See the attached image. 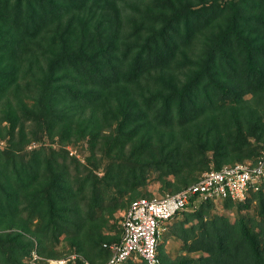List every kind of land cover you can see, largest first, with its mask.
Returning <instances> with one entry per match:
<instances>
[{
	"label": "trees",
	"instance_id": "trees-1",
	"mask_svg": "<svg viewBox=\"0 0 264 264\" xmlns=\"http://www.w3.org/2000/svg\"><path fill=\"white\" fill-rule=\"evenodd\" d=\"M130 1L0 0L1 83L6 82L4 86L15 97L25 86H31L39 93L40 98L33 105L35 108L27 110L37 117V122L42 119L45 107L59 96L58 101L66 105L71 98L82 97L84 89L86 95H97L100 108L107 109L118 122L106 139L105 155L111 161L101 180L120 193H129L146 185L151 168L157 173L156 179L171 188L168 192L172 193L195 182L201 175L198 172L210 169L206 164L211 159L215 169L234 159L237 161L231 164L254 161L264 144V116L255 111L243 95L264 88V0H182L181 6L173 5L171 11L152 8L148 5L149 0H135L133 4ZM137 14L140 15L138 23ZM125 16L126 27H123L121 20ZM218 21H222V28L206 39L207 26L216 28ZM201 43L206 47L203 52L197 49ZM14 55L16 60L11 58ZM31 62L38 66L32 68ZM31 69L34 71L30 79L26 71ZM142 76L150 78L144 86L146 94L142 87L115 98L107 94L108 89H113L112 85L119 88L136 85ZM81 79L87 86L78 87ZM95 86L97 89L101 86V89L94 90ZM199 86L210 89L213 97L220 93L217 99L232 101L238 107L224 121L215 117L205 132H200L194 139L192 129L187 125L192 114L199 111V96H206L204 92L199 93ZM128 94L130 98L127 99ZM143 97H148L149 104H157L154 117L160 123L177 121L174 126L181 127L179 140L170 146L154 137H143L124 156L125 145L134 139L137 128L141 127L129 128V125L142 116L138 107L145 108L146 105L140 103ZM245 107L249 114L244 116ZM21 108L28 107L23 104ZM62 110L66 111V107ZM7 113L10 124L8 128L0 125V129L10 133L8 139L12 141L14 122L19 115L13 110ZM65 130L66 126L61 133ZM97 133L92 136L96 138ZM24 141L25 134L21 131L14 142L22 144ZM93 146L94 142L91 149ZM12 148L9 145L4 150L8 158L15 156ZM32 152L29 166L23 165L16 173L6 172L10 180L0 177V207L24 197L33 212L46 210V226L52 232L49 235L35 232L37 242L20 230L4 232V236L0 234V264H23L24 258H32L34 246L39 255H53L44 249L46 239L64 232L73 219L79 218L76 221L82 224L87 217L93 220L91 212L101 203L99 198L89 201L90 213H81L74 200L77 194L69 185V164L65 156L56 161L54 155H60L53 151L54 155L37 162V154H43L40 149ZM44 175L47 181L40 183ZM81 183L80 187H85V182ZM263 188L264 183L260 189L251 190L243 201H220L224 207L236 205L241 211L256 198V216L245 218L239 214L230 220L223 214L212 213L215 203L211 200L200 201L194 210L181 211L183 218L175 222L171 231L182 242L186 253L170 260L160 257L158 250L161 263L264 264ZM142 196L151 197H130L125 207ZM166 229L168 222L164 231ZM78 238V234L73 235L71 242L77 245V252L84 251L92 264H100L110 257V250L104 246L89 254V249L84 247L87 239L79 243L75 241ZM119 239L109 238L106 243ZM97 242L92 243L96 245ZM192 252L196 256L188 255ZM95 258H99L96 263ZM136 262L127 259L121 264ZM74 264L85 262L76 258Z\"/></svg>",
	"mask_w": 264,
	"mask_h": 264
},
{
	"label": "rangeland",
	"instance_id": "rangeland-1",
	"mask_svg": "<svg viewBox=\"0 0 264 264\" xmlns=\"http://www.w3.org/2000/svg\"><path fill=\"white\" fill-rule=\"evenodd\" d=\"M142 1L147 2L148 0ZM181 1L182 0H167L164 2L163 0H149L148 5L152 8H158L160 11H163L164 9L171 11L173 5L181 6ZM130 2L133 4L135 0H131ZM182 2H185V0ZM77 13L80 14V12ZM138 16L140 15L137 14L135 17L137 23L140 22ZM220 18L224 19V16L221 15ZM121 24L123 27H126V16L121 20ZM222 26V21L217 22L216 28L208 25L205 38L208 39L213 36L219 28H222ZM197 47L199 52L205 51L206 48L204 43H201V46L198 45ZM45 54L48 55L47 53ZM11 58L12 60H16L15 55ZM21 66L23 67V65ZM27 66L29 67V65ZM31 66L32 68H36L38 65L32 64L31 62ZM32 71L34 70L31 69L26 71L28 73L27 76H29L30 79L32 78ZM149 79L150 78H145L144 76L140 77L137 80L138 86H136L137 84L124 87L121 85L119 88L117 85H112L114 86L113 89H108L109 91L107 94L110 97L114 96L113 98H115V96L120 94L123 95L125 92L128 93L131 89L133 90L134 88L141 87L146 94L147 92L144 86ZM2 81L3 80H1L0 83ZM78 82H81V86L77 83V85H79L78 87L87 86L84 79H81V81ZM157 82L158 79H156V83ZM5 83L6 82L1 83L0 86V125L8 128L10 124V119L7 118L8 111H18L19 116L17 121L14 122V140L9 141L8 138L10 133H5L6 130L0 129V177L3 180H7V178L10 180V175L6 176L8 175L6 172L13 171L16 173V171H19L23 165L29 166V161L30 159L32 160V156L34 155L32 152L34 149H40L43 154H37V162L44 161L46 157L49 158L54 155L52 154L53 151H56L60 156L54 155L55 160L61 161L62 156H65V159L69 164L67 177L72 192L77 194L74 200L78 202V208L81 210V213L88 211L89 201H94L98 198L101 199L100 205L91 212V216L94 217L93 220L87 217L85 224H82L81 221H76V219L80 220L79 218L73 219V223H71L64 232L60 233L55 238L50 237L48 240L46 239L44 249L45 251H51L53 255H39L36 250L37 246H34L31 254L32 252H35L38 258L33 260L32 258L26 257L23 259V264H48L49 259H69V264H74L76 258H80L84 262L88 261L92 264V261L88 259L84 251L77 252V245L71 242L73 235H79V238L75 240L79 243L87 239L84 247L89 249V254H92L94 253L93 250L96 251L99 246L103 247L102 244L104 242L106 243L109 238L115 239L120 237L122 214L130 197L139 195H164L170 193L168 191L171 188L165 187L163 183L156 179L157 173L156 171H153L152 168L148 172L149 181L147 184L140 186L135 191L129 193H120L101 180V177L104 175L108 166L107 164L111 161L110 157L105 155V151L108 147L106 139H108V134L117 126L118 122L109 114L107 109L100 108L101 106H99L100 103L99 99H97V95H86L87 92L85 93L84 89L82 97H76L78 100L71 98L70 101L65 102L66 105H63L62 102L58 101L60 99L59 96L53 104L49 105L48 108L45 107L42 112V119H39L37 122V117L35 116V118L32 113L27 110L35 108H33V105L39 100V93L36 92V90H33L31 86H25L21 94L19 93V96L15 97L12 91L6 89L7 86H4ZM97 88L98 86H95L94 90H100L101 86L99 89ZM152 88L155 89V86ZM30 89L33 91H30ZM123 89L125 90L124 92L122 91ZM198 89L199 93L204 92L206 96H203V94L199 96L200 98L197 103V110L199 111H196V114L194 115L192 114L187 125L189 129H192L190 132L194 134V139L200 132H205V128L209 126L215 117L224 121L226 118L231 117V112L238 107V104L232 103V101L226 102L225 100L217 99L218 96H221L220 93L213 97V93H211L210 89L206 90V88L202 86H199ZM126 98H130V95L128 94ZM243 98L255 108V111L264 116V88L253 94L247 92L243 95ZM147 99L148 97H143L140 101L141 104L143 103L146 105L144 109V106L138 107L142 111V116H139L138 121L132 122L131 125H129V128L138 127L139 125H141V127L137 128V133L134 136V139L128 141L125 145L124 156L132 151L133 145L137 144V140L143 137L148 138L151 136L154 137V140L167 142L170 146H173L179 140L178 135L181 127L174 126L177 125V121L160 123V120L155 119L154 117L157 114V104H149L150 101L148 102ZM57 102L58 105H56ZM43 103L44 102L40 104ZM101 103H104V101ZM23 104L28 108H21ZM63 106L66 107V111L62 110ZM23 110H25L24 113L21 112ZM225 110H228V112ZM75 111L76 113L73 115V112ZM242 112L244 116L249 114L247 107H245ZM64 126L67 127V130L61 133ZM21 131L25 134V141L22 144L14 142L19 134H21ZM96 132H98L97 137L94 138L92 135ZM93 142L94 146L91 149ZM9 145L13 147L11 150L15 151V156H12L14 159L11 157L8 158L9 156L4 151ZM159 145H162V143H159ZM263 147L264 144L262 145L261 150ZM157 150H159V148H157ZM209 153L210 152H208V154ZM73 158L77 159L78 163H76ZM235 160L237 161V159L227 161L230 163L226 162V164H231ZM214 164V160L211 159L206 165L207 167L212 168L214 167ZM207 169H204L197 174L200 175ZM46 178V175L42 176L40 179L41 182H39H46ZM84 178L87 181H84ZM81 182H85V187H80L82 184ZM14 183L15 179L13 180V184ZM262 190H264V188ZM25 200L26 198L20 196V200L18 199V201L11 202V205L6 203L5 206L0 207V234L1 236H4V232L20 230L26 236H29L37 242L38 239L37 236H35V232L44 235H49V233L52 232L50 228H47L46 226L48 215L46 210L33 212L31 205L25 203ZM256 206V198L250 200L249 206L243 208L241 211L237 210L236 205L227 208L223 206L222 202H217L212 206V213L223 214L228 216L230 220L239 214L248 218L249 216H256ZM88 213L90 212L88 211ZM182 218L183 214L178 213L168 222V229L162 231L158 249L160 257L171 260L186 253V251L182 249V242L174 236L171 231L173 226H175V222L180 221ZM97 240V244L94 245ZM93 241H95V243H92ZM92 245L97 246V248L93 249L94 246ZM188 255L196 256V253L192 252L188 253ZM72 256H74V258H72ZM98 261L99 258H95V263ZM136 264L141 263L140 261H137Z\"/></svg>",
	"mask_w": 264,
	"mask_h": 264
},
{
	"label": "built area",
	"instance_id": "built-area-1",
	"mask_svg": "<svg viewBox=\"0 0 264 264\" xmlns=\"http://www.w3.org/2000/svg\"><path fill=\"white\" fill-rule=\"evenodd\" d=\"M263 183L264 147L254 161L210 168L202 172L195 182L172 193L137 197L123 211L120 239L103 244L111 255L100 264H121L127 259L145 264H162L158 256L161 234L165 224L175 214L187 209L194 210L203 200L214 203L224 199L243 201L251 190L260 189ZM37 258V254L32 252V259ZM68 261L69 259H49L48 264H69ZM85 264L90 263L85 261Z\"/></svg>",
	"mask_w": 264,
	"mask_h": 264
},
{
	"label": "bare ground",
	"instance_id": "bare-ground-1",
	"mask_svg": "<svg viewBox=\"0 0 264 264\" xmlns=\"http://www.w3.org/2000/svg\"><path fill=\"white\" fill-rule=\"evenodd\" d=\"M51 264H64V263L63 262H56V263L51 262Z\"/></svg>",
	"mask_w": 264,
	"mask_h": 264
}]
</instances>
